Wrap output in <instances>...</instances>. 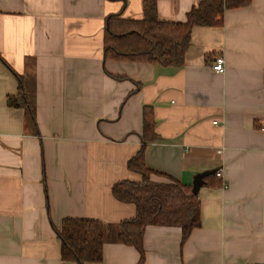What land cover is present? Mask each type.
<instances>
[{"label": "crops", "instance_id": "0c3cea01", "mask_svg": "<svg viewBox=\"0 0 264 264\" xmlns=\"http://www.w3.org/2000/svg\"><path fill=\"white\" fill-rule=\"evenodd\" d=\"M199 1L157 0L158 13L185 21ZM143 2L0 0V264H80L61 257L63 219L135 217L112 189L142 179L127 163L145 106L159 136L148 167L190 184L206 170L223 177L205 179L201 225L185 241L181 227L146 228L142 264L264 263V0L227 9L222 26H195L181 67L105 60L108 17L142 18ZM218 55L224 73L213 70ZM19 77L34 85V116L8 104ZM108 232L90 264H140L138 249Z\"/></svg>", "mask_w": 264, "mask_h": 264}, {"label": "trees", "instance_id": "16d2710c", "mask_svg": "<svg viewBox=\"0 0 264 264\" xmlns=\"http://www.w3.org/2000/svg\"><path fill=\"white\" fill-rule=\"evenodd\" d=\"M253 0H200L187 14L185 21L160 18L157 0H144L142 18H127L119 14L108 17L104 37V57L115 60L150 62L162 66L181 67L192 42L195 26H222L224 13L230 8L245 7ZM18 95L8 96L13 107L30 109L34 116V85L30 87L19 77ZM26 84V85H25ZM28 89H27V87ZM25 94L22 93L23 88ZM142 145L128 160V168L142 179L121 180L113 185V194L124 202L136 205L134 218L109 226L99 219L67 217L56 229L61 241L63 260L80 264L99 262L104 256V244L112 227V239L135 246L140 252V264L145 258L144 235L149 225L178 226L185 241L201 225L200 199L192 192V184L147 166L145 149L148 143L159 139L151 106L144 108ZM218 170H216L217 173ZM216 173L205 179L209 185H218ZM151 174L165 176L169 181L156 182ZM264 264V263H254Z\"/></svg>", "mask_w": 264, "mask_h": 264}, {"label": "water", "instance_id": "95a60500", "mask_svg": "<svg viewBox=\"0 0 264 264\" xmlns=\"http://www.w3.org/2000/svg\"><path fill=\"white\" fill-rule=\"evenodd\" d=\"M216 173V169L206 170L199 172L195 175L192 183V192L198 194L202 186L206 183L205 178L210 174Z\"/></svg>", "mask_w": 264, "mask_h": 264}, {"label": "built area", "instance_id": "2783aa9c", "mask_svg": "<svg viewBox=\"0 0 264 264\" xmlns=\"http://www.w3.org/2000/svg\"><path fill=\"white\" fill-rule=\"evenodd\" d=\"M212 67H213V70L215 72L224 73L226 70V59H225L224 55L216 56V58L213 61ZM216 174L219 177H223L222 169H219Z\"/></svg>", "mask_w": 264, "mask_h": 264}]
</instances>
